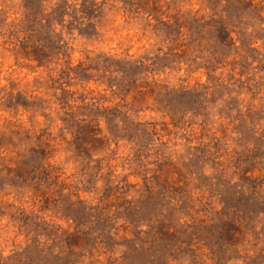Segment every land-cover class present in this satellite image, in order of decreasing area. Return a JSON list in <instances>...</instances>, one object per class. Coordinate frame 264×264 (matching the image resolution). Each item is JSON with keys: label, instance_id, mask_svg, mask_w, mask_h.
Here are the masks:
<instances>
[{"label": "rangeland", "instance_id": "obj_1", "mask_svg": "<svg viewBox=\"0 0 264 264\" xmlns=\"http://www.w3.org/2000/svg\"><path fill=\"white\" fill-rule=\"evenodd\" d=\"M159 263L264 264V0H0V264Z\"/></svg>", "mask_w": 264, "mask_h": 264}, {"label": "trees", "instance_id": "obj_2", "mask_svg": "<svg viewBox=\"0 0 264 264\" xmlns=\"http://www.w3.org/2000/svg\"><path fill=\"white\" fill-rule=\"evenodd\" d=\"M224 33V31H222V33L221 34H223ZM227 38V37H226ZM226 39H224V41H225ZM46 57H43V58H40V60H44ZM160 264V263H159Z\"/></svg>", "mask_w": 264, "mask_h": 264}]
</instances>
